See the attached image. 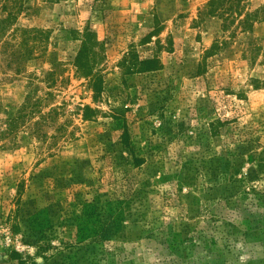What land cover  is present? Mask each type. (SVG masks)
<instances>
[{
	"label": "rangeland",
	"instance_id": "374dc122",
	"mask_svg": "<svg viewBox=\"0 0 264 264\" xmlns=\"http://www.w3.org/2000/svg\"><path fill=\"white\" fill-rule=\"evenodd\" d=\"M209 2L23 0L0 39V264H20L12 251L25 264H264V20L239 24L264 0L196 24ZM25 30L38 48L19 65L8 34ZM87 30L100 95L74 67ZM127 57L161 66L127 74ZM27 100L39 110L9 134ZM43 224L85 228L74 259L36 256Z\"/></svg>",
	"mask_w": 264,
	"mask_h": 264
},
{
	"label": "trees",
	"instance_id": "16d2710c",
	"mask_svg": "<svg viewBox=\"0 0 264 264\" xmlns=\"http://www.w3.org/2000/svg\"><path fill=\"white\" fill-rule=\"evenodd\" d=\"M246 0H210L204 10H202L199 14V19L196 24L203 23L206 20V17H215L217 15L227 17H241L243 14V4ZM2 11L6 13L4 18L0 19V39L6 37V33L10 30L11 26L18 22L19 16L22 14L23 9L25 8V4L23 0H5L2 4ZM223 13V14H222ZM245 19L239 21V24H243V26L250 25L253 20H264V6L261 8L250 12L249 14H245ZM39 31H29L25 30L22 34H18L15 32L12 34H8L11 36V39L16 41V48H10V53L8 55V48L3 51V54H7L8 56L15 58L19 65H22L23 62L32 59L38 48L37 39ZM8 38V37H7ZM217 43V42H216ZM215 43V44H216ZM3 44H9L6 40H4ZM218 44V43H217ZM9 47V46H8ZM218 45H213L211 50L209 51L212 54ZM103 59V50L101 49V43L98 41V38L94 32L91 30H87L84 35H82V47L75 59L74 67L76 69V74L80 78L86 79L95 95H100L104 89V78L101 72V62ZM18 65V66H19ZM123 70L127 74L131 73H147L153 72L160 69V60L158 58L139 60L138 58H125L124 62L121 64ZM55 75V71L49 74V79H53ZM30 100V96H29ZM38 104H31L28 100L20 110V114L15 118L9 121L8 132L9 134L14 133L22 122H25L27 118H30L32 115H35L38 109ZM52 111V109H51ZM84 118H90L91 115L95 112L90 106H85L84 108ZM51 113V112H49ZM50 114H42L41 119L44 123H47ZM123 145L128 148L131 152L134 153V148L130 142V137L128 133H125L123 136ZM135 164L139 166L141 164V159L135 156ZM102 212L101 219L104 217L106 213V209L99 208L98 205H93L91 212L88 214L89 217H93L95 213ZM12 231H15L12 228ZM33 238H36L37 241L30 242L34 243L36 248V256L42 257L44 260H47L46 254L54 250L57 254H63L64 251L69 252V256L64 258V261L69 259H74L76 254L75 246L81 239H86L88 236L85 228H76L74 224H49V225H41L39 229L32 228ZM70 239V240H68ZM54 241H59V245H53ZM28 244V243H27ZM11 257L13 260H17L20 264H25V261L22 259L21 254L19 252L12 251ZM69 263V262H66ZM75 262L71 263L74 264Z\"/></svg>",
	"mask_w": 264,
	"mask_h": 264
}]
</instances>
